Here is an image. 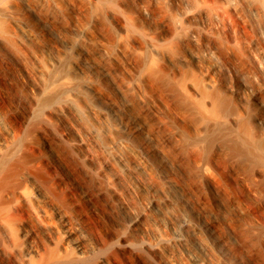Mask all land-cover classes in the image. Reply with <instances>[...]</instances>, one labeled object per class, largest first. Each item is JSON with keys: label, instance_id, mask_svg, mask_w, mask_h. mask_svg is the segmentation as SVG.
I'll list each match as a JSON object with an SVG mask.
<instances>
[{"label": "bare ground", "instance_id": "obj_1", "mask_svg": "<svg viewBox=\"0 0 264 264\" xmlns=\"http://www.w3.org/2000/svg\"><path fill=\"white\" fill-rule=\"evenodd\" d=\"M12 1L0 0V51L3 52L7 50V48L11 51V49L16 47V44L18 45L17 47L20 45L18 48L20 50L23 46L27 47L26 55L25 53L23 54L27 56L31 53V60L37 64L39 71L44 75L51 73L55 65L58 67L55 63L59 62L60 64L61 60L59 61V58L61 59V56L58 57V59L55 58L57 60H55V62L52 60L54 63L52 61L47 62L42 54H39L37 50L38 47L35 48L34 45L33 47L35 49L33 50L32 48V50L30 49V52L27 53L29 43L27 41L29 39L33 40L35 37L33 31L25 25L26 23L15 17L17 9L15 11L12 3L15 4L19 2V0ZM33 1L39 5L41 3L46 4L47 1L50 3L51 1L57 6V9H55V6L52 7L53 5L51 3V5L49 4L51 8H54V12L55 10L56 12H62L59 6L63 0ZM44 1L46 3H44ZM68 1L65 0V4L69 5L73 3V0L70 3H67ZM85 1L90 6L93 13H96V15L98 14L99 17L101 15V18L103 17L105 19L103 20L102 18L105 23L108 21L111 25H118L117 27H121L122 31L120 32L119 29V33H124V39L120 37V40L124 41L126 39L124 45H126V47L129 45L131 47H129V50H135L133 52L134 57L138 55L141 59L140 61L137 56L138 58L135 57V62L138 63L140 61L141 64L143 63L142 66L145 67L141 68L145 69V71L147 70L143 77H146L148 73L149 77L147 76L146 78L150 80L151 77L152 79L150 81L152 82L153 80L154 85L155 83L158 85L161 83V86H164L163 89L166 87L164 91L168 89L167 91H170L169 93H172L175 99L172 95L169 97H172L174 101L177 99L178 105H183L181 107H185L187 113L189 112L190 115L192 114L190 117H194L198 120V122L192 121L193 123L195 122L196 125L199 123L197 129L194 125L195 123L193 124L191 122V125L195 126L196 131L201 129L200 137L196 135L199 139L195 137V135H193V139L189 138L191 136L188 137V130H186L187 132L184 131L185 133H183V135L185 134V136H181V129L178 132L179 128H182L181 126H179L177 130L178 134L181 132L179 135L181 142L182 137L184 139L188 138V141L187 139L186 141L183 140L185 147L181 144L184 150H189V148L186 147V143L190 141V149L194 154L192 156L190 155L191 151L189 150V154L186 150L188 156H192L193 160L194 155L199 152L198 154L201 156L197 154L198 156H196L198 158L195 157L196 159H194L201 160L199 157H203V155L204 157L206 156V153L203 154L204 151H207L205 146L212 147L215 142H220L218 143L220 146L223 143L225 145L223 146L222 144L221 146L223 147L220 146L222 149L228 147L227 151L230 155L231 153L232 155L234 154V156L237 155L242 162L248 163L247 165L249 166L251 164L250 167L253 168L254 174L261 178H256L257 176L255 177V175L253 177L257 180L259 179L261 182L262 178L264 179V0ZM80 2L83 3L84 0ZM86 3H83V7H87ZM43 4H41L42 7L44 6ZM73 4L72 6H75ZM63 8L64 7L61 9ZM20 11H22V9H20ZM96 20L97 19L94 21L96 22ZM76 21L79 22V18L78 20L76 19ZM73 22L76 24L75 21ZM100 22L102 23V21ZM80 24H76V26L72 24L74 27L70 25V31L75 32V29H77ZM84 27L85 26L82 28ZM84 30L86 29L84 28ZM48 33L50 34V32ZM79 34H77L79 38L83 35L85 40H90L88 34L86 36L84 34ZM30 43L32 44V42ZM38 46L40 47L41 45L38 44ZM70 46L73 47V45ZM16 49H14L15 52H13L12 55L11 52L10 55L14 58L16 56L18 59L17 61L23 64L24 61L18 57L19 53ZM21 51H25V48ZM6 59H8L7 56ZM13 60L11 62H13ZM84 65L85 63L83 61H75L70 66H72L74 72L84 73L83 75H86L87 73L85 72ZM58 68L61 71L60 67ZM22 72L28 80L31 81L33 79L34 91L44 95L47 93L48 97H50L49 95L52 94L51 91L54 90V92L60 94L58 93L59 91H57L59 89L60 92L65 95V97L63 96L62 98H66V103L62 101L65 104H61L60 102L57 106L48 108L44 114H42L43 116L39 114V116H42V118H40L36 116L38 114L35 111L36 106L41 101V97H39L40 94L37 95L40 98L38 102L37 99H34L36 95L34 92L35 95H31V98H34L30 101L31 105L27 116L30 118V115H34V117L36 116L37 118L43 119L39 120L40 122L42 121V123L45 122L44 124H46V126L48 125V128L52 127H50V125H54L57 128L56 125L59 126L60 123L66 125V130L58 131L57 136H54L57 137L58 140H62V143L67 144V141L70 142L71 147L79 152L78 156L81 158L80 160L83 159V163L87 164L85 165L88 169L91 172H95L97 177L104 180L103 182H106L105 186L107 184L110 192L112 191L119 200L117 203L122 205V209L118 215L120 214L119 217L127 224L129 231L126 229L127 232L124 230L126 234L124 231H122L121 234L118 233V238L114 235V237L118 239L116 241L119 242L118 248H116L114 254L117 253L116 256H118L119 253L123 254L126 250L132 252L133 250H130L132 248L134 249L139 244L137 242L138 240L141 242L142 252L146 253L145 255L147 258L150 256L152 258H150L151 261L154 260V263L158 261L156 264H211V260L213 261L214 259L210 257L211 253L205 247L207 245L199 239L197 235V225L188 219V217L176 216L169 213L168 210L165 211L170 201L177 196L176 190L172 191L173 188L170 189L172 192H168L162 188V186L160 189L158 188L156 190L160 200L155 197L144 199V208L142 207L141 210L130 211L128 209L127 204H129V202L127 203L126 200L128 199L127 196L129 192H140L146 185L153 187L154 179H151V181L153 180V184H149V181L148 183L146 181V178H150L153 174H151L152 172L150 173V169L148 170L146 163L142 159L143 157L133 156L132 154L128 155V141L123 138H116L110 131V133H107V128L111 131L113 129H111L112 124L110 125L107 122V110L99 108L97 104H95L96 102L94 103L92 101V97H89V94L86 95V93H88L86 91L89 88L92 89L91 86L93 83L91 80L82 81L84 83L82 85L85 86V92H82L84 89L82 90L81 87L83 86L78 83L81 88L80 92L76 89L77 87L79 89V86L76 87L79 78L77 79L75 75L71 77L68 72L65 74V72L63 73L62 71L61 73L63 74L55 77L59 74V71L56 73L55 70V79L49 83H47L48 81L44 83L39 77H36L39 78V80H36L34 78V72L32 78V71H29L25 66ZM132 80L136 81L129 82L128 80L129 84L126 85L128 88L130 87L133 89V92L129 90L130 93H139V101H142L144 96H149V90L146 89L147 91H145L144 87L140 85V79V81H137V79ZM152 83H150V85ZM126 86L122 88L124 91V87ZM151 86H153V84ZM121 87L115 89L119 90ZM162 87H159L158 90L161 91ZM122 89L118 92L123 93ZM47 91H49L50 94ZM127 91L128 90H126V92ZM168 92L167 94H169ZM100 93L95 91V97H100ZM150 95L153 96L152 94ZM161 97L163 96H160V98ZM164 97L163 99H165ZM148 99L152 98L149 96ZM144 100L146 101L147 99L144 98ZM55 102L56 101H54V103ZM161 102H163V100ZM46 106L47 104L45 107ZM111 107V110L120 117L119 127L115 128L118 130L126 123L124 119L125 110L118 109V107ZM44 110L45 109H43V111ZM75 114L80 117L83 115L90 118L91 122L89 119H85L87 124L92 123L90 126L86 124V126L90 127L89 130H87V127L84 125L83 127L87 131L83 130V127L82 130L77 128L73 123L74 121H71L72 119L70 120L71 117L69 118L70 115H72V117L76 116ZM176 114L177 113H175L174 116L177 117ZM74 118L77 117H73V119ZM1 119L0 264H88L87 260L89 254L93 250V246L84 236L81 224L69 225L78 222L71 218L72 214L68 210L69 203H66L67 205L65 204L68 209H65V206L62 207V209L64 208V212L56 203H60L64 198L61 199L62 196L60 197V195L61 193H64L63 195L66 193L59 190V188L61 189V186L64 183L67 184V182L63 179L64 177H59L57 175L54 166L56 162L53 164L47 155H37L44 150L50 149L53 158H57L58 161H60L58 154L51 145L49 137L46 138L43 136V139L41 138L42 135H48L44 134L47 133L45 129L48 128L46 127L44 130H41L43 127L40 125L39 127L37 126L38 128L41 127V129H39L40 131H38L37 128L36 131H34V133L38 131L39 139H41L38 143H34L33 140H28L25 144H22L20 141L22 128L20 129V134H16L18 132L17 127L19 126L16 127V132L14 127L13 129L11 126L6 125L7 123H4ZM142 120L143 118L141 120L140 118H135V124L140 128H144L146 124L145 121L143 122ZM27 121L29 120H26V122ZM173 121L175 122V120ZM30 122H33V120H30ZM58 122L60 123L56 124ZM75 122L77 121L75 120ZM22 126L24 125L21 124V127ZM133 126L134 125H132V127ZM13 130L16 132H13L14 135L11 134ZM133 130L135 131V129ZM29 132L30 134H28V132L27 134L31 137L32 131ZM104 132L106 133L105 146L107 155H104L106 154L104 153L102 154L104 156L100 157L96 148L97 145L100 147L98 144V140H100L98 139L100 138L99 134ZM11 135L12 138L10 137ZM73 149H71V151ZM195 152L197 153L195 154ZM63 155L66 154L63 153ZM65 170L68 171L66 167ZM235 179L237 178L234 177V180ZM235 181L236 183L238 182V180ZM51 183L53 185H51ZM261 184H258L260 188H264V184L262 186ZM68 185L69 184H67V186ZM229 185H231V183ZM53 186L55 188H53ZM71 186L69 185V188ZM238 186H240V184ZM238 186L237 188H239ZM232 188L231 190L233 191ZM260 188L259 190H262V188ZM241 190L240 188L237 192ZM261 192L264 193V189ZM65 197L67 196L65 195ZM72 200H70V202ZM246 201L247 203H245L247 205L252 203L248 202V199ZM61 205H64V203ZM129 206L131 205L129 204ZM252 206L254 207V205ZM256 209L253 210L258 211V209ZM153 211H155L154 214ZM252 211L250 212L252 213ZM259 213L261 214L262 212L259 211ZM57 214L64 224V229L62 227L63 230L60 227L61 225H58L55 221ZM262 214V216H264V213ZM113 215L110 216L114 217ZM71 219H73V223H71ZM145 219H152L155 224L153 223L154 225H150L147 223L148 225H146L144 223ZM259 224L260 223H258V225ZM208 227L210 226L208 225ZM133 232H138L142 236L151 234L152 237H150L151 239L139 237L135 239L137 236L133 237L131 235ZM124 255H126V253ZM97 262L98 264H117L114 259L106 257H101ZM249 262L253 264L250 260ZM139 263L140 262H138V264ZM218 264L224 263L219 262Z\"/></svg>", "mask_w": 264, "mask_h": 264}, {"label": "rangeland", "instance_id": "obj_2", "mask_svg": "<svg viewBox=\"0 0 264 264\" xmlns=\"http://www.w3.org/2000/svg\"><path fill=\"white\" fill-rule=\"evenodd\" d=\"M74 1L76 0H73L74 4L71 3L69 5L65 4V0L61 1L62 6L60 5L59 7L62 12L58 11L59 9L57 10L58 12H56V10L54 12V8L57 9V6H55L51 1L50 3L53 5L52 7L55 6L54 8H51V4L48 1L47 3L44 1V3L46 4L41 3L44 5L43 7L41 6V4L39 5L33 0H19V2H16L15 4L12 3L14 1L10 2L12 3L15 11L17 9L15 17L26 23L25 25L28 26L27 28L33 31L35 39H29L27 41L29 42L27 53L30 52V49L32 50L33 48L34 50L38 47L37 50L39 51V54H42L47 62L52 60H54L55 62V60L61 56V59L59 58V61L61 60L60 64L59 62L55 63L58 67H60L61 71L55 65L57 69L54 67V70L52 69L53 71L51 73H47L44 75L41 71H39L37 64L34 63L33 60H31V53L27 55L30 58L25 56L27 47L24 46H21V50L25 48V51L23 52L18 49L20 45L19 47H17V44V49L15 47L11 49V51L9 50V48H7V50L3 52L0 51V117L2 118L0 119L4 123H7L6 125L11 126L12 128L14 127L16 132V127L19 126L17 127L18 132L16 133L15 130H13L11 133L12 135H14L13 132H15L16 134H20V129L22 128V136L20 134V141L22 144H25L28 140H33L34 143H38L39 141H41L37 133L38 131H40L39 129H41V127L38 128L39 125L43 127L41 130H44L48 126L44 124L45 122H40V120H43L40 119L43 116L42 114H44V112L48 108L57 106L60 102L61 104L64 103L62 101H65L66 103V98H62L63 96L65 97V95L60 92L59 89L57 91H59L58 93L60 94L54 92L55 90L51 91L52 94L47 91L50 94V97H48L47 93H45V95H47L45 96L40 92L34 91L32 81L33 79L31 81L28 80L22 72L24 66L29 71H32V78L34 72V78L36 80H39L40 78L44 81V83H46L47 81V83L53 81L55 77L63 74L64 72L65 74H67V72L70 73L71 77H74L75 75L77 76L76 78H79L80 81H78L76 84V87L79 86V89L78 87L76 89L78 91H80L81 88L82 90L84 89L82 92H85V86L82 85L84 84L82 81H87L90 79L93 85L91 86L92 89L89 88L86 91L88 92L86 93V95L89 94V97H92V101L94 103L96 102L95 104H97L99 108L107 110V122L110 125L112 124L111 129H114H112L111 131L107 128V133L111 132L112 135L116 136V138H123L124 140L128 141V155L132 154L133 156L136 155L141 158L143 157L142 159L146 163L148 170L150 169V173L152 172L151 174H153V176L151 175L150 178H146V181L147 183L149 181V184L153 181H151V179H154V185H152L153 187H149V185H146L140 192H129L127 196L128 199L126 197V202H129L131 206L127 204L128 209L130 211H136L138 209L141 210L142 207L144 208V199H151L155 197L160 200L156 190L158 188L160 189L162 186V188H164L168 192L176 190L177 196L170 201V204L167 205L168 207H166L167 209H165V211L168 210L169 213H172L176 216L188 217V219H190L197 225V235L199 239H201L207 245L205 247L211 253L210 257L214 259L213 261L211 260V264H218L219 262L224 264H250L249 260L253 264H264V216H262V213H264V193L261 192L264 188L261 187L262 190H259L260 185H258L262 182V186L264 184V179L262 178L260 182L259 179L261 177L259 178L256 174H254L253 168L250 167L251 164L249 166L247 165L248 163L246 164V162H242V160L237 155L234 156V154L232 155V153L230 155V153H228L227 151L228 147L222 149L221 147H223L225 144L222 143L223 146H221V144L220 147L218 144L220 142H215V144L217 143L216 145L213 142L214 145L212 144V147L205 146L207 148V151L203 152L202 150V152L203 154L206 153V156L204 157V155L201 153L203 155V157H199V159L201 160H195V157L200 155L198 154L199 152H195V154L197 153L198 155H194L192 160V156L194 153L190 149V141L188 143H185L186 147L191 151V154L189 153L188 149H186L187 152L192 156H188L186 150L181 147L183 145L185 147L183 140L186 141L187 139L188 141V138L184 139L182 137L181 142V138L179 137V135L182 132V136L183 133H185L184 131L186 130L189 131L188 137L191 136L189 138H192L193 135H195V137L201 135V129H198L197 131L195 130V126L196 129L198 128L197 125L199 123H197V125L195 123L198 122V120H196V118L194 117V119L190 117L192 114L190 115L189 112L188 114L187 110H185V107H181L183 105H178L177 99L175 100L177 102H175L172 97H169L171 95L174 97V95L172 93H169L170 91L168 92V89L164 91L166 87L163 89L164 86L162 87L161 83L159 85L155 83L154 85V81L152 80L153 83L150 81L152 79L151 77L150 80L146 78L147 76L149 77L148 73L146 77H143L147 70L145 71V69H142L145 67L142 66L143 63H140L141 59L136 52L135 53L139 57L140 61H137L138 63L135 62V57H138H134L133 52L135 50H129L131 47L128 45V43L127 47L126 45H124L126 39L124 41L120 40V37L122 38L124 36L123 32L119 33V29L120 32L122 31L120 26L117 27L118 25H111V23L108 21L105 23L103 21L105 19L102 17V20L101 15L99 17L98 14L96 15V13H93L92 9L85 0L84 2L86 3L87 7H83L84 2H80L81 0H77L76 2ZM70 2H72V0L68 1L67 3ZM72 4L75 6H72ZM62 7L64 8L61 9ZM20 9H22V11H20ZM4 18L8 19L6 17ZM78 18L79 22L76 21V19L78 20ZM95 19H97L96 22L94 21ZM73 21H75L76 24H80L81 22L78 28L81 29L83 26H85L84 28L86 30H84V28L79 30L77 28L78 30L75 29V32L70 31V25L72 26L73 24L74 26H76ZM100 21H102V23ZM48 32H50V34ZM76 33H81L79 35L84 34L85 36L88 34L90 36V40H85L83 35L80 36L81 38H79ZM119 34H121L122 36ZM30 42H32V44ZM38 44L41 46L39 47ZM33 45L35 48L33 47ZM70 45H73V47ZM69 46L72 48H70ZM14 49L18 50V57H20L24 61L23 64L22 62L20 63L19 61H17L18 59L16 58V56V59L11 56L13 52H15ZM23 53H25V55ZM6 56L10 61L6 59ZM12 60L13 62H11ZM75 61H83L85 63L84 69L87 73L86 75H83L84 73L81 74L73 71V68L70 65ZM16 62H18L19 64ZM55 70L56 73L57 71H59V74H55L56 76L54 75ZM62 71L63 73H61ZM132 79H137V81L140 79L141 84L139 82L138 83L142 87H144L145 91L149 90L148 93L150 98L152 99H148L149 96L147 95L144 96V98L147 99L146 101L144 100V98H142L144 101L142 99V101H139V93H130L129 90H132L133 92V89H131L130 87L129 89L126 85H128L131 81H136ZM149 81L153 84V86H151L152 84L150 85ZM78 83H80V85H82L83 87L80 88V85ZM123 86L127 87V89L126 87H124L125 91L122 89ZM118 87H121L119 88V90L122 89L123 91H121L123 93H119L120 91L115 89H118ZM159 87H162L161 91L158 90ZM126 90L128 91L126 92ZM95 91H98L99 93L101 92V96L95 97ZM34 92L36 95L34 94ZM167 92L169 94H167ZM38 94H40L39 97H41L40 102V98L37 96ZM150 94H152L153 96H151ZM31 95H35V98H32L37 99L39 102L36 106L35 111L38 115H35L40 118H37L36 116L35 118L34 115H30L31 117L33 116L32 118L30 117V119L29 116H27L31 105ZM160 96H165V99H163V97H161V99ZM89 97L88 99L90 100ZM160 100H163V102H161ZM54 101H56V104L54 103ZM46 104L47 106L45 107ZM111 106L125 110L124 119L126 123L120 127L122 130L120 128L118 130L115 129L116 127H119L120 117H118L117 113L111 110ZM43 109L45 110L43 111ZM175 113H177V117L174 116ZM39 114L42 116H39ZM72 115H70L69 118L71 117L70 120L72 119L71 121H74L73 123L77 126V128H80L82 130V127L84 125L85 127H87V130H89V126L92 123L87 124L86 120H90V118L83 115L82 117H80L75 114L76 116L73 117L77 118L73 119ZM135 118H140V120L143 118L142 121H145L146 123L145 127H138L137 124H135ZM26 120H29L27 121L28 123L26 122ZM30 120H33V122H30ZM75 120L77 122H75ZM173 120H175L176 123L178 121L177 125ZM192 121H195V124ZM19 122L24 126L21 127V124ZM191 122L195 126L191 125ZM59 123L60 122L56 124ZM86 124L89 126H86ZM173 124L176 126V128ZM132 125H134V128L132 127ZM53 126L54 125H50L52 129L48 128V126L47 128L49 130L45 129L47 133H44L48 135H42L41 138L43 139V136L46 138L49 137V140H51V145L58 154L60 161H58L57 158H53L50 149L44 150L42 151V153H38L37 155H47L53 162V164L56 162L54 166L56 168L55 170L57 175L59 177H64L63 179L67 182V184H69L70 186L72 185L69 188V185L67 186V184L64 183V186L62 185L61 189L59 188V190L66 193L65 195L68 197V199L67 197H65V195H63L64 193H61V199L63 197L64 198L61 200L62 202L60 201V203H56L59 205L62 211L64 210V208H69L68 210L72 214L71 218L76 220V222L78 221L77 223H73V219H71L70 221L73 224L69 225L72 226L78 223L79 225L81 224L84 236L87 238V241L93 246V250L89 254L87 263L98 264L97 261L101 257H106L114 259L117 264H138V262H140L139 264H156V262L158 261H155L154 263V260L151 261L152 258L150 256L149 258H147V256L145 255L146 253L142 252L143 249L140 245L141 242H139L138 240L137 242L139 244H137L139 246L137 245L134 249L132 248L130 250H133L132 252L126 250V252H124L123 254L119 253L118 256H116L117 253L114 254L116 252V248H118L119 243L116 241L118 240L117 234H121L124 230L126 232L127 230L129 231V229L127 228V224L119 217L120 214L118 215V213L122 209V205L117 203V201L119 202V200L114 195V193H112V191L110 192L107 184L105 186L106 182H103L104 180L97 177L95 172H91L86 166L87 164L85 163V165L83 163V159L80 160L81 158L78 156L79 152L71 147L70 142L67 141V144L62 143V140H58L57 137H55L57 136L58 131L67 129V127L65 128L66 125L60 123L59 126L56 125L57 128L55 126L53 128ZM179 126H181L182 128H179ZM36 128L38 129V131L34 133V131H36ZM133 129H135V131ZM180 129L181 132L178 134L177 130L179 132ZM26 130L28 134H30L29 131H32L31 137H29L30 135L28 136ZM83 130L86 129L83 127ZM48 132L50 133V135ZM12 135L10 136L11 138ZM99 135L100 138H98L99 136L97 138L100 140H97L100 147L97 145L96 148L95 144L94 146L97 149L96 151L99 156L103 157L104 155H107V149L105 146L106 133H100ZM183 136H185V134ZM199 137L197 138L199 139ZM71 149L73 150L71 151ZM63 153L66 155H63ZM65 167L68 171L65 170ZM254 175L255 177L257 176L256 178H259V181L255 179V177H253ZM234 177L237 178L235 179L238 180L237 183L234 180ZM230 183L232 186L229 185ZM238 183L240 184V186H238ZM51 185L53 184L51 183ZM235 186L236 188L237 186L239 188L236 189ZM230 187H233V191ZM53 188L55 187L53 186ZM172 188L175 189L173 190ZM240 188L242 190L237 192V190H240ZM170 189H172V191ZM106 190L110 193H107ZM70 191L74 192L71 193ZM72 196L74 197V199ZM246 198L248 199V202H252L249 204L254 205V207L252 205L250 207L249 204H246ZM65 199H67L69 202ZM114 199L116 202L114 201ZM70 200L72 201L70 202ZM62 203H64V205H61ZM66 203H69L68 208H66L65 206ZM247 206L251 210H249ZM62 207L64 208L62 209ZM130 207L131 209L134 208L135 210H131ZM255 207H258V211L253 210L256 209ZM250 211H252V213ZM259 211L262 213L260 214ZM154 213L155 211H153V214ZM253 213L256 215H254ZM110 215H113L114 217ZM55 221L58 223V225H61V229L62 227L64 229V224L60 220V216H58V214L55 218ZM144 223L146 225H148L147 223H149L150 225L155 224L152 219H145ZM258 223H260L261 225H258ZM208 225L210 227H208ZM125 231L124 233L126 234ZM114 235H116L115 237L117 238H115ZM131 235L133 237L137 236L135 239H137L138 237L151 239L150 237H152L151 234H145L142 236L138 232H133ZM196 249L200 251L198 248ZM125 253L126 255H124Z\"/></svg>", "mask_w": 264, "mask_h": 264}]
</instances>
